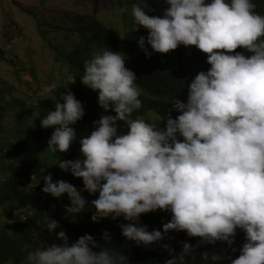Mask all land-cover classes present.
Segmentation results:
<instances>
[{
  "label": "clouds",
  "instance_id": "1",
  "mask_svg": "<svg viewBox=\"0 0 264 264\" xmlns=\"http://www.w3.org/2000/svg\"><path fill=\"white\" fill-rule=\"evenodd\" d=\"M164 3L162 15L152 16L140 3L131 6L132 31L141 26L147 30V36L138 37L139 47L148 60L157 57L158 64L149 70L168 74L163 53L178 46L206 53L210 67L188 83L186 102L171 99L166 117L151 109L140 115L139 97L145 99V94L135 72L126 67V55L107 46L93 47L79 79L97 92L99 106L115 115L102 114L93 121L94 130L79 137L80 157L55 163L82 178L83 189L65 180L54 182L49 173L42 177V192L56 198L67 194L66 214L73 220L90 206L95 208L94 222L122 216L128 223L119 225L121 234L138 246L161 242L169 232L185 231L178 239L200 238L197 245L181 241L179 253L162 244L171 257L164 264H193L197 247L217 241L235 252L237 229L243 230L245 241L230 264H264V15L256 11L254 0ZM147 45L159 54H152ZM78 74L66 71L63 87L53 82L44 89L66 91L54 110L39 117L41 127L53 128L46 148L53 153L68 152L78 139L73 125L85 115L71 91ZM172 110L179 113L175 118ZM119 121L125 122L126 131H119ZM82 191L98 196L89 204ZM157 210L169 212L171 218L162 224L163 231H149L139 218ZM43 227L51 233L59 222L48 217ZM56 236L62 243L37 246L23 264H129L122 251L101 246L90 234L72 243L64 230ZM102 236L106 245L111 243L108 231ZM200 252L198 264L225 259L216 251ZM189 255L193 261L186 259Z\"/></svg>",
  "mask_w": 264,
  "mask_h": 264
},
{
  "label": "trees",
  "instance_id": "2",
  "mask_svg": "<svg viewBox=\"0 0 264 264\" xmlns=\"http://www.w3.org/2000/svg\"><path fill=\"white\" fill-rule=\"evenodd\" d=\"M254 2L257 5L256 11L264 15V0H254ZM133 3L142 4L150 16L162 15L164 7L167 6L164 0H109L113 14L119 16L122 35L117 30L116 25L108 24L106 26L103 22L88 16H71V11L67 9L62 13H65L64 15L71 23L56 26L49 22H39L40 20H37L39 34L43 37L48 33H43L42 27L56 32L67 31L70 34L69 38H77V40H74L73 50H69L68 53H64L62 47L53 46L51 39L49 45L56 51L55 57L58 61L67 62L71 73H79L71 91L82 102L85 115L73 125L77 131L78 139L71 144L68 152L53 153L46 149L47 140L50 138L53 128L45 129L41 127L39 117L46 115L48 110H54V103L60 98V93L66 92L57 87L47 99H40V102L29 110L32 117L31 114L27 115L29 119L26 128H19L17 139L13 140V144L3 145V140L0 142V179L4 180L0 183V212L4 218L11 221L9 225L0 226V264H23L25 255L30 251H35L37 246L43 247L45 241L48 242L47 245L62 243L56 236V233L61 230L66 232L69 243L74 242L85 233L90 234L101 246H108L122 251L128 257L129 264H164V261L171 257L168 251L162 247V244H169L175 249L176 253H179L181 251V241L197 245L200 240L197 237L192 241L189 236L178 239L182 234H186L185 231H182V234L169 232L161 242L149 246H138L134 241H128L121 234L119 225L128 223V221L123 220L122 216L115 220L110 217L100 218L98 222H94L91 220V216L95 212V208L90 206L88 210L79 213L73 220L70 215L66 214V209L62 206L63 202L67 205L70 204L67 194H63L65 196L63 202L55 197L57 205L54 206V210H51L49 203L52 199H48L47 194L42 192L44 185L42 177L49 173L52 174L54 182L65 180L77 187L78 190L83 189L82 178L74 177L70 172L62 171L55 163L59 159H76L80 157L79 137L90 134L94 130L93 121L98 120L102 114L115 115L111 110L105 112L98 104L97 92L91 91L79 79V76L83 73V61L90 57L93 47L107 46L113 51H119L126 55V67L135 72L137 76L136 83L140 86L141 92L145 94V99L139 97L142 101V109L136 111L140 115H145L146 111L151 109L166 117L168 110L172 107L171 99L178 97L186 102L188 83L199 71H207L210 67L206 61V53L195 46H192L189 52L185 49L180 50V46H178L176 49L170 50L169 53H163L162 59L166 61L169 69L168 74L165 72V74L159 75L151 72L149 70L151 65L158 64L157 57L148 60L145 52L141 50L137 43L140 35L147 36V30L141 26L138 31H132L131 6ZM78 4H80L79 1ZM121 8L127 10L121 12ZM147 47L152 54H159L152 51L150 45H147ZM240 49L246 55H250L245 49ZM25 71L22 66L20 72ZM31 72L33 73V71ZM27 84L31 85L30 82ZM12 91L13 88L10 87L8 89L9 96H11ZM61 103H63L62 100ZM5 104H0V120H4L5 116L10 118L12 115L9 114L12 112L18 115L20 112V116L23 115V108L26 107V102L16 97L6 100ZM178 114L175 110L171 112L173 118ZM33 117L37 119L29 121ZM118 124L120 132L126 131L124 121H119ZM12 131V129L8 130L11 134ZM0 134H3V132H0ZM23 150H28V152L23 154ZM34 175L35 178L32 180ZM81 194L89 201V204L92 199L98 196V193L89 194L87 191H82ZM47 216L59 222V227L54 230L55 233H50L47 228L43 227L48 219ZM170 218L171 214L169 212L157 210L141 214L139 223L147 225L149 231L153 229L163 231L162 224ZM40 230H44L45 233ZM104 231L110 233V244L106 245L103 239L102 234ZM244 241L245 233L243 230L237 229L233 244V247L236 248L235 252L228 247L226 242L217 241L215 244H202L197 247L195 249V261H193L191 255L187 256L186 259L193 261V264H198L201 260L200 251L206 249L207 252L216 251L225 256V259L217 262V264H230L231 259L239 256V248ZM99 250V248L94 249V251Z\"/></svg>",
  "mask_w": 264,
  "mask_h": 264
},
{
  "label": "rangeland",
  "instance_id": "3",
  "mask_svg": "<svg viewBox=\"0 0 264 264\" xmlns=\"http://www.w3.org/2000/svg\"><path fill=\"white\" fill-rule=\"evenodd\" d=\"M111 7L109 0H0V104L6 105L5 101L13 97L26 102L23 115L12 112L9 114L12 115L10 118L5 116L4 120H0V132H3L0 134V142L3 140V145L13 144L19 128H26L29 119L27 115L31 114L29 110L38 100L51 95L44 91L45 87L53 82L61 86L65 72L71 71L67 62L62 63L56 59V51L49 45V40H52L53 46L62 47L63 52L68 53L73 50L74 40L77 38H69L67 31L56 32L42 27L43 33H48L43 37L39 34L37 20L56 26L71 23L65 13H62L67 9L71 11V16H88L106 26L116 25L122 35L119 16L113 14ZM22 66L25 72H20ZM29 82L31 85L27 84ZM10 87L13 88L11 96L8 95ZM36 119L33 117L29 121ZM10 129L13 130L12 134L8 132ZM26 152L28 150H23L22 153ZM2 182L4 180L0 179V183ZM47 198L52 199L49 206L54 210L56 198L50 194H47ZM64 199V195L59 198L62 202ZM65 205L67 203L63 202L62 206ZM7 221L0 212V226L9 225ZM41 232L45 233L44 230ZM47 243L45 241V245Z\"/></svg>",
  "mask_w": 264,
  "mask_h": 264
}]
</instances>
